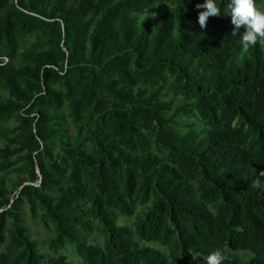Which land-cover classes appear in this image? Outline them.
Masks as SVG:
<instances>
[{"label":"trees","instance_id":"1","mask_svg":"<svg viewBox=\"0 0 264 264\" xmlns=\"http://www.w3.org/2000/svg\"><path fill=\"white\" fill-rule=\"evenodd\" d=\"M199 3L0 0V174L29 183L13 197L0 179V264H72L68 249L82 264H203L189 250L216 249L264 264V42L242 50L228 0L201 29ZM166 86L186 101L171 119ZM180 115L202 129L179 134ZM24 203L59 257L39 253Z\"/></svg>","mask_w":264,"mask_h":264},{"label":"rangeland","instance_id":"2","mask_svg":"<svg viewBox=\"0 0 264 264\" xmlns=\"http://www.w3.org/2000/svg\"><path fill=\"white\" fill-rule=\"evenodd\" d=\"M261 7L264 6V1L260 4ZM158 19V14L155 10L148 11L146 14L140 16L141 22H150L154 24ZM161 100L172 103L173 110L170 113L166 114V117L168 119H171L174 115V112L177 108L183 107L186 103L185 98L182 96V94L177 93L176 89L173 86H166L161 91ZM60 114L65 118V120L60 125L61 129V135H68L69 138L73 141L78 136V129L76 126L71 122V119L69 117L68 109L65 107L61 110ZM171 127L178 132L181 135H185L191 131H200L202 128L198 121L194 118H185L184 116H179L175 119L174 123L170 124ZM16 126L14 122H11L10 124H7L5 128L12 129ZM5 147V142L0 139V149H3ZM53 154L55 157L62 155L61 150V141L56 140L54 144V151ZM5 178V180L8 183L9 189L13 191V197H18L19 192L21 190V184L26 182L25 185H28L29 183L26 180L25 176H4L0 174V179ZM141 211V210H140ZM42 211L38 212V216H41ZM22 221L24 226L28 229L29 234L31 236V240L38 243L39 246V253L46 256V258H52V257H59L60 254H56L53 252V250L50 248V244L52 239L55 237V231L54 228L51 227H45L38 219L35 220L32 218L30 213V206L27 203H24L23 205V211H22ZM133 224V219H121L119 225H128L131 226ZM90 243L95 244H102V238L97 234H93L89 238ZM143 246H153L155 248L160 249L161 251L166 253V250L161 248L158 245H148L143 243ZM64 255L67 256L68 261L72 264H82L81 260L76 257L74 254V251L71 249H68Z\"/></svg>","mask_w":264,"mask_h":264},{"label":"clouds","instance_id":"3","mask_svg":"<svg viewBox=\"0 0 264 264\" xmlns=\"http://www.w3.org/2000/svg\"><path fill=\"white\" fill-rule=\"evenodd\" d=\"M191 3V0H187ZM184 3V0H183ZM198 9H204L199 12L198 24L201 29L207 27V22L212 16H220V9L216 5V0H204V3L196 5ZM226 11L231 16L232 23L235 26L232 36L240 35V44L243 51H247L251 46L258 42H264V11L257 8L255 0H228ZM244 31L241 33V27ZM264 177V172L260 173ZM252 186L255 188L264 187L260 179L254 180ZM193 259L203 257V264H224L226 256L223 250L216 249L207 254H201L198 251L189 250Z\"/></svg>","mask_w":264,"mask_h":264}]
</instances>
